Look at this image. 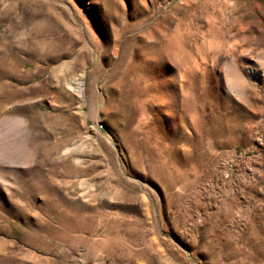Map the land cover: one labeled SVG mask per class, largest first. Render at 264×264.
I'll return each instance as SVG.
<instances>
[{
  "label": "rangeland",
  "instance_id": "1",
  "mask_svg": "<svg viewBox=\"0 0 264 264\" xmlns=\"http://www.w3.org/2000/svg\"><path fill=\"white\" fill-rule=\"evenodd\" d=\"M0 264H264V0H0Z\"/></svg>",
  "mask_w": 264,
  "mask_h": 264
}]
</instances>
